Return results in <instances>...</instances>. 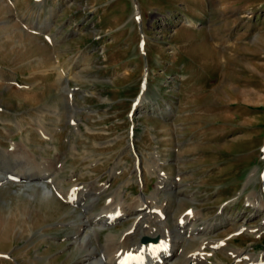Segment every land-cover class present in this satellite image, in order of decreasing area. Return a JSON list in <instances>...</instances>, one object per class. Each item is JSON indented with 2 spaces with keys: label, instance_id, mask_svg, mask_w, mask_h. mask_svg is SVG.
<instances>
[{
  "label": "rangeland",
  "instance_id": "obj_1",
  "mask_svg": "<svg viewBox=\"0 0 264 264\" xmlns=\"http://www.w3.org/2000/svg\"><path fill=\"white\" fill-rule=\"evenodd\" d=\"M137 2L138 11L135 0H0V182L11 170L35 180L48 162L58 185L69 187L72 170L109 183L117 163L133 171L161 159L183 174L189 209L216 224L228 212L216 238L264 252V230H237L264 218L247 204L264 198V0ZM42 123L52 139L40 138ZM112 175L118 190L130 173ZM25 178L0 183V264H69L59 225L79 212L30 199ZM147 180L127 201L152 194L158 177ZM108 192L99 210L117 201Z\"/></svg>",
  "mask_w": 264,
  "mask_h": 264
},
{
  "label": "bare ground",
  "instance_id": "obj_2",
  "mask_svg": "<svg viewBox=\"0 0 264 264\" xmlns=\"http://www.w3.org/2000/svg\"><path fill=\"white\" fill-rule=\"evenodd\" d=\"M2 116L0 115V121ZM73 119L76 120L74 117ZM43 124H40L38 131L40 138L52 139ZM42 160L46 162L45 159ZM39 165L43 168L38 175L34 170H31L32 176L37 175L35 180H27L24 177L28 181V185L35 184L28 197L34 201L44 200V202L56 203V205H68L67 210L75 209L74 212H79L77 218L69 219L67 217L66 223L59 225L66 233L64 239L70 241L69 244L64 245L69 264L74 261L75 257L73 258L72 254L75 251L78 252L76 255L78 257L74 264H264V252L257 254L250 248L234 247L228 238L214 236L217 231L222 230L224 225L230 222L228 212L224 208H220L222 210H220L221 214L219 213L220 217L218 216L219 223L216 224L208 221L203 211L199 210L200 208L189 209L187 200L194 202L195 199L193 200L188 193H183V197L178 195L182 194L179 193L183 187L180 181L184 177L183 174L176 175L173 166H170L171 164L167 161L158 159L145 165L137 164L133 171L125 161L121 164L117 163L109 171L111 178L109 183H102L99 179L79 182V179L84 178V173L79 174L76 170H72L71 178L68 180L69 187H65L63 182L58 185L52 178H50L52 180L46 178L51 167L50 163ZM90 166V164L87 165V168ZM96 171L91 170L89 173ZM113 171L130 173L129 177L122 175V179L127 178V180L120 185L118 190L113 189V185L118 182L117 176L112 175ZM22 172L7 171L0 183L3 186L17 182V180L21 183L24 179L21 178L24 175L21 174ZM148 176L158 177L157 186L152 194L148 195L143 192L131 201H127L125 198L127 194L132 196L129 194L128 187L135 183L141 188L146 183V188ZM14 177L17 179L16 181L13 180ZM32 179L34 178L32 177ZM44 180L49 181L47 184L51 182L53 186L43 184ZM109 190L118 197L117 201L108 206V209L105 206V209L99 210L100 198L102 195L107 197ZM106 201L108 202V200ZM175 204H177V208ZM247 204L257 213H264V198L261 194L259 196L255 193L251 194ZM176 209V216H174ZM126 219H131L128 228H122L126 226L123 224L120 225L122 226L120 230L113 231L117 230L114 227L116 223H122ZM262 222L261 229L242 225L237 230H244L258 236L259 231L264 230V218ZM32 233L35 234V231ZM51 239L57 240L56 238ZM41 241L43 243L37 244L35 241L34 244L38 246H42V244L52 246L53 244L43 239ZM39 260L42 264H53L54 262L43 256L39 257Z\"/></svg>",
  "mask_w": 264,
  "mask_h": 264
},
{
  "label": "water",
  "instance_id": "obj_3",
  "mask_svg": "<svg viewBox=\"0 0 264 264\" xmlns=\"http://www.w3.org/2000/svg\"><path fill=\"white\" fill-rule=\"evenodd\" d=\"M137 1V0H136Z\"/></svg>",
  "mask_w": 264,
  "mask_h": 264
}]
</instances>
